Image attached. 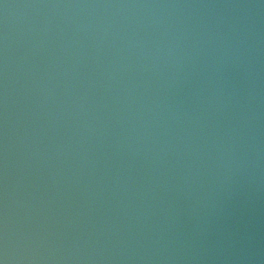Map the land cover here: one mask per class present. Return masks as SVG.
I'll return each mask as SVG.
<instances>
[{"label":"water","instance_id":"95a60500","mask_svg":"<svg viewBox=\"0 0 264 264\" xmlns=\"http://www.w3.org/2000/svg\"><path fill=\"white\" fill-rule=\"evenodd\" d=\"M0 264H264V0H0Z\"/></svg>","mask_w":264,"mask_h":264}]
</instances>
